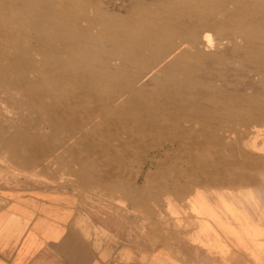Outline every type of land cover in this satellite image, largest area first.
Wrapping results in <instances>:
<instances>
[{
  "label": "bare ground",
  "instance_id": "bare-ground-1",
  "mask_svg": "<svg viewBox=\"0 0 264 264\" xmlns=\"http://www.w3.org/2000/svg\"><path fill=\"white\" fill-rule=\"evenodd\" d=\"M54 1L56 4H53ZM166 1L157 5L163 9L137 8V13L125 19L100 12L90 17L80 0H48V18L42 14L32 18L23 13L12 18L11 12L4 11L3 5L0 6V54L15 57L26 67L22 65L27 76L33 74V80L23 76L15 84L33 107L37 116L35 125H40L46 118L53 128V136L47 135L43 129L33 134H22V141L28 143L25 142V151L32 154L24 161L27 166L42 168L47 159L52 158L49 163H55L70 157L71 161L74 160V166L70 163L68 168L70 171H98L94 163H99L96 159L100 157L120 162L124 155L143 152L148 158L144 164L141 163L145 167L149 161L162 157L157 165L159 171H184L186 174L192 171L188 185L181 186L182 192L193 189L195 185L217 188L255 183L254 178L235 173V168L245 171L254 166L257 169V162L248 159L237 162L239 158H236L237 163L233 162L229 148L223 146L224 137L222 141L213 140L197 132L198 137H195L190 127L211 125L215 121L229 122L228 115L212 118L211 113L225 96L224 85H229L227 81L233 78L234 68H239L234 66L230 56L244 52L249 66L262 75L264 85V5L259 0L260 4H255V0ZM9 2L12 7L17 6V2L22 4V0ZM138 24L143 30L141 35L133 33L132 28ZM119 29H126L127 35L115 34L114 31ZM214 32L218 37L217 43L212 40ZM22 35L32 37L35 44H29L28 39V42L22 41L21 46L25 49H19ZM135 36L140 41L130 40ZM83 41L92 45L107 42L112 48L83 47L86 46ZM240 42L246 45L241 46ZM230 44L233 47L227 49ZM35 55L41 60L36 61ZM50 77H56L53 84H48ZM67 80L76 89L66 87L64 83ZM254 90L252 86H245L248 93L240 97L243 102L250 105L256 101L252 93ZM212 99L216 100L212 102ZM256 105L264 111V103ZM200 109L210 112L204 115ZM246 116L238 117L243 125L264 121V113L260 118ZM62 131L66 135L57 139ZM229 132L232 134V131ZM99 135L107 138L106 143H109L103 146L104 149L90 143ZM44 136H48L49 142L42 141ZM139 142L141 146L133 145ZM205 144L223 147V152L215 150L199 165H183L179 161L186 156L182 154L164 167L171 152L181 151L190 145L202 147ZM193 150L189 148V153ZM194 155L199 158L197 152ZM90 159L94 160L93 164L89 163ZM178 165L182 167L175 168ZM159 184L162 189H170L172 185L174 190H180L175 182L169 185L163 183L164 186ZM131 187L141 200L157 202L161 198L158 192L150 194L149 198L144 197L148 186H140V177L134 179Z\"/></svg>",
  "mask_w": 264,
  "mask_h": 264
},
{
  "label": "rangeland",
  "instance_id": "rangeland-1",
  "mask_svg": "<svg viewBox=\"0 0 264 264\" xmlns=\"http://www.w3.org/2000/svg\"><path fill=\"white\" fill-rule=\"evenodd\" d=\"M8 1L11 0H0V6L3 5L4 11H10L12 18L17 17L18 13L26 14L32 18L39 14H42L44 18L49 17L48 0H22V4L17 2L18 4L15 3L17 5L15 7H12ZM80 1L83 2L81 6H84L83 8L90 17H95L100 12L124 19L130 17L134 12L137 13V8L157 11L163 9L157 5H163L167 2L166 0H91L96 3L92 5L89 0ZM256 1L255 4L261 3L264 5V0H259L260 3ZM54 2L53 4H56ZM81 25L84 26L85 23ZM137 27V29L132 28L133 33L141 35L143 33L141 24H138ZM94 32L97 33V31ZM114 32L122 37L127 35L126 29H119ZM114 32L111 33L114 34ZM22 36L19 38V42H21L19 49H25V46H21L22 41L28 42V39H30L29 44L31 43L32 46L35 44L32 37ZM137 37H132L130 40L133 42L140 41ZM212 40L214 43L218 41L215 32L212 35ZM83 42H85L83 45H86L83 47L90 45L99 50L112 48L107 42L94 45L88 41ZM244 43L240 42L239 45L243 46ZM1 44L3 46L7 45L5 43ZM230 47L232 48L233 44H230L227 49H230ZM236 55L230 56V59H233L234 66L239 68L238 70L234 68L233 78H229L227 81L229 85H224L226 89L225 96L219 100V105L215 106L211 113L212 118L228 115L230 117L229 122L215 121L213 124L206 126L196 124V126L190 127V132H195V137H198V133L212 137L213 140L221 139L222 141L224 137L223 146L229 148L228 152L232 155L230 159L235 163L245 159L257 162V169H254V166L245 169V171H239L238 167L235 168V173L254 178V184H244L236 187L220 186L217 188L195 185L193 189L182 192L181 186L188 185L189 178L192 177V171H188L187 174L184 171L181 173L173 170L159 171L158 164L163 160L162 157L149 161L145 167L143 164L148 158L143 152L124 155L120 162L106 157L96 159L99 163H94V160L90 159L89 163H94L98 171H70L68 169L70 163L71 166H74V160L72 159V162L70 157V159L68 157L61 158L62 161L57 162V160L55 163H49L52 158L47 159L44 164L46 166L42 168L27 166L24 161L30 159L32 154L25 151L28 143L25 141L27 143L25 145L26 143L22 141V134H33L37 130L43 129L47 135L50 134L51 136L53 128L49 122L47 123L46 118L42 119L40 125H35L34 122L37 116L33 112V107L27 103L25 94L15 84L22 80L23 76H27L26 69H24L26 67L15 57L11 58V56L0 54V192L4 189L19 190L31 186L44 189L71 190L74 195V207L79 213L77 220L79 230L87 233L89 237L94 234L97 238L95 241L99 246L106 242L111 244L112 247L127 248V261H129L130 248L136 249L138 254L144 253L142 250L149 249L155 253L165 255L174 253L177 257L179 255L183 257V247L186 246V248L196 251L197 254L201 253V264H264V121L260 124H253L255 126L253 128V125H243L240 118L238 119V117L245 115H247L246 117L260 118L261 114L264 113L263 109L256 105V103H264V85L261 82L262 75H258L257 70H253L249 66L248 56L244 52ZM36 58V61L41 60L38 55ZM45 74L47 75L46 72H44ZM27 77L31 80L34 79L33 74H28ZM46 77H49V75ZM55 81L56 77H50L48 84H53ZM67 81L64 83L66 87L75 88V85H72L73 83ZM245 86L255 88L254 92H250L254 94L256 101H260L251 102L250 105L243 102L240 97L248 93L245 91ZM215 100L212 99V102ZM200 111L204 115H208L210 112L208 109H200ZM229 131H232L233 135ZM220 132H225V136L221 135ZM65 135L66 132L62 131L59 136L57 135V139H63ZM106 139L103 135H99L93 139L94 142L91 141L90 143L105 147L109 144L106 143L108 142ZM42 141L49 142L48 136H44ZM133 145L141 146V143H134ZM191 146L186 149L183 148L181 151L177 149L176 152H171L164 167H168L171 161L182 154L186 156L179 161L183 162V165L188 163L199 165L203 163L208 154L215 153V150L223 152V147H216L214 144H205L202 147ZM189 148L194 150L189 153ZM195 152L199 154V158L194 155ZM236 158H239V161ZM64 159H67V161ZM66 162H69V164ZM121 162L123 163L121 164ZM179 167H182V165L175 168ZM178 172L180 176H183L182 178H180ZM137 177H140V186H148L143 196L149 198L153 194L160 193L161 198L159 201H146L138 197L131 187ZM173 182L177 184L176 187L180 190H174L175 188L172 185L170 189H162L161 186L157 185L160 183L164 186V184L169 185ZM121 186H123V189ZM160 189L162 190L159 192ZM119 190L121 191L119 192ZM142 259L146 261L144 256Z\"/></svg>",
  "mask_w": 264,
  "mask_h": 264
},
{
  "label": "crops",
  "instance_id": "crops-1",
  "mask_svg": "<svg viewBox=\"0 0 264 264\" xmlns=\"http://www.w3.org/2000/svg\"><path fill=\"white\" fill-rule=\"evenodd\" d=\"M78 217L69 189L2 190L0 264H201V253L186 246L183 257L130 248L127 261V248L97 245L94 234L79 230Z\"/></svg>",
  "mask_w": 264,
  "mask_h": 264
}]
</instances>
